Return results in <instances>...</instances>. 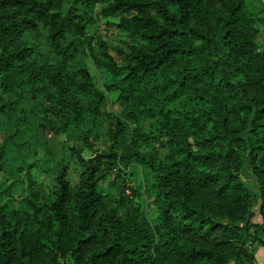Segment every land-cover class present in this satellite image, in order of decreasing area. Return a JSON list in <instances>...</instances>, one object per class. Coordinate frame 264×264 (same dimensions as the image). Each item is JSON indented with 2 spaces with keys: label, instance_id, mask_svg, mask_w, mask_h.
<instances>
[{
  "label": "trees",
  "instance_id": "16d2710c",
  "mask_svg": "<svg viewBox=\"0 0 264 264\" xmlns=\"http://www.w3.org/2000/svg\"><path fill=\"white\" fill-rule=\"evenodd\" d=\"M93 1L76 12L74 0H0V264H253L264 248V0H100L99 14L117 15L133 41L114 47L124 63L101 38L99 55L90 38L86 46L124 82L125 118L154 122L126 147L124 122L104 113L86 64L74 69ZM39 24L50 55L29 41ZM181 97L185 105L170 109ZM30 111L46 143L69 125L84 128L81 171L72 187L60 164L51 197L29 183L15 207L23 168L12 161L34 143L24 131ZM104 119L118 149L94 147ZM147 138L166 149L162 158L139 149ZM132 160L156 175L154 222L121 195L123 208L103 199L100 181Z\"/></svg>",
  "mask_w": 264,
  "mask_h": 264
},
{
  "label": "rangeland",
  "instance_id": "374dc122",
  "mask_svg": "<svg viewBox=\"0 0 264 264\" xmlns=\"http://www.w3.org/2000/svg\"><path fill=\"white\" fill-rule=\"evenodd\" d=\"M71 1V0H68ZM74 10L76 12L84 11L85 6L80 0H74ZM100 0H94L93 8L88 9V15L90 14L89 21L84 27V31L81 35H78L79 41L76 45V54L74 57L75 66L78 63H85L92 75V81L94 88L101 92L105 96L104 113H107L108 119L113 115H119L124 122V140L126 143L124 146H129L131 140H133L137 134L143 132L147 133L153 131L154 122L149 118L141 119L138 121H131L125 118L126 106L119 98L120 91L125 88L124 82L120 77L112 75L101 64L93 61L90 49L87 48V39H91V45L93 46V52L98 54L97 40L98 38L106 41L108 46V52L114 57L118 63H124L125 61L121 56L117 55L114 51L116 46H124L125 41H133L128 33L116 26L118 19L117 15L105 16L99 14ZM69 5L67 2L65 6ZM252 4V1H249ZM252 7V6H251ZM67 37H72L71 32L67 34ZM28 38L31 43L39 47L38 55L44 56L45 54H51V47L46 40L45 31L41 24L37 30L28 31ZM165 72V71H164ZM164 72H160L155 75L154 80L151 83L161 80ZM166 73V72H165ZM78 75V74H77ZM38 101V98L35 99ZM185 99L179 98L169 104V108L175 110L185 105ZM28 109H36V105L33 102L28 104ZM33 112L28 113L30 122L24 131H29L30 136L33 138L34 143L31 142L28 149L24 151L26 157L24 160L18 159L12 161V165L15 167L21 166V171L14 172L17 175V181L13 190V205L16 207L20 202V198L26 193L29 183H33L34 186L41 189V193L45 197H51V190L54 187V177L56 175L57 168L60 164H67V177L70 185L74 187L77 183L81 166L77 155V150L81 144V137L84 131L81 125H69L65 132H60L51 135L47 138V143L43 142V138L40 137V129L38 126V117L33 118ZM104 119L102 124L96 129L98 136L93 138L94 147L100 149H107L110 145H113L114 149H118L113 144L112 139L108 134L109 127L112 124ZM30 125V127H29ZM139 149L146 154H155L158 158H162L165 148H161L157 142L150 139H139ZM86 151H84L85 153ZM87 156H90L87 151ZM244 180L248 183V186L252 190L254 200L257 184L254 178L251 177L248 170H243L241 173ZM2 173L0 172V181ZM156 175L151 171L148 166L142 164L139 161L132 160L127 167H122L119 162H116L113 168L108 174L100 181V190L104 194L103 199L106 203L112 205L124 206L117 201V198L122 196L124 201L140 205L146 214V216L152 221H156L158 216V210L153 203V198L156 193ZM128 188L130 193L133 191L130 197L123 194V190ZM129 199H127V198ZM253 200V201H254ZM255 203V202H254ZM257 244V243H255Z\"/></svg>",
  "mask_w": 264,
  "mask_h": 264
},
{
  "label": "crops",
  "instance_id": "0c3cea01",
  "mask_svg": "<svg viewBox=\"0 0 264 264\" xmlns=\"http://www.w3.org/2000/svg\"><path fill=\"white\" fill-rule=\"evenodd\" d=\"M253 220L255 222H260V218L255 215ZM253 264H264V248L260 245L256 247L255 251V261Z\"/></svg>",
  "mask_w": 264,
  "mask_h": 264
},
{
  "label": "built area",
  "instance_id": "2783aa9c",
  "mask_svg": "<svg viewBox=\"0 0 264 264\" xmlns=\"http://www.w3.org/2000/svg\"><path fill=\"white\" fill-rule=\"evenodd\" d=\"M124 193H125L126 195H128V194L130 193L129 189H128V188L124 189ZM130 194H131V193H130ZM130 194H129V195H130Z\"/></svg>",
  "mask_w": 264,
  "mask_h": 264
},
{
  "label": "water",
  "instance_id": "95a60500",
  "mask_svg": "<svg viewBox=\"0 0 264 264\" xmlns=\"http://www.w3.org/2000/svg\"><path fill=\"white\" fill-rule=\"evenodd\" d=\"M87 154H88V152L86 151V152L84 153V156L87 157Z\"/></svg>",
  "mask_w": 264,
  "mask_h": 264
}]
</instances>
